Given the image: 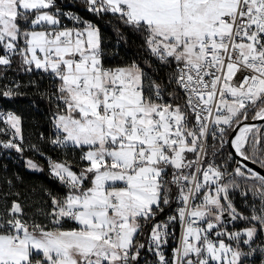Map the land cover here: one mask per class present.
I'll return each instance as SVG.
<instances>
[{"label":"snow or ice","instance_id":"6c2138e0","mask_svg":"<svg viewBox=\"0 0 264 264\" xmlns=\"http://www.w3.org/2000/svg\"><path fill=\"white\" fill-rule=\"evenodd\" d=\"M14 65L49 86L9 77ZM28 86L51 129L27 147L66 191L45 189L44 222L4 195L0 264H141L142 253L151 264H264V128L254 123L264 122V0H78L67 10L0 0V101ZM0 122L11 132L0 146L23 154V117L0 108ZM41 142L78 159H53ZM25 166L45 170L32 158ZM177 222L169 257L166 229Z\"/></svg>","mask_w":264,"mask_h":264},{"label":"trees","instance_id":"16d2710c","mask_svg":"<svg viewBox=\"0 0 264 264\" xmlns=\"http://www.w3.org/2000/svg\"><path fill=\"white\" fill-rule=\"evenodd\" d=\"M101 30L106 38V42L115 43L114 29L117 27L115 21L111 16H105L103 20L99 21ZM129 40L133 41L130 45L132 51L136 50V45L139 43L134 36H129ZM115 51V49H109V52ZM132 52H129L125 56L124 49H120L119 56L127 59L131 57ZM9 77L20 81L22 84H27L30 79L36 80L39 89H43L49 86V81L44 78L41 79L36 73L31 75L15 72V65L13 71L8 73ZM21 91L26 95L23 97H18L12 102L0 101L2 107H8L17 112V114L23 117L22 133L24 137L25 144L30 145L38 142V137L41 132L45 133L47 136L49 133V123H48V105L44 100L40 99L36 87L28 86L22 87ZM33 101H35L36 106H33ZM264 128V122L257 125ZM8 133H0V141H5L8 138ZM211 144V142H209ZM43 149L46 153L51 156L58 158L75 157V153L59 154V152L51 151L47 148L46 143L41 142ZM228 147L225 145L224 154ZM27 158H32L39 162L42 167H44L43 172H36L29 170L25 166V161ZM232 168L235 167V161H229ZM4 165H7L5 168ZM79 170V166L76 168ZM19 177V178H18ZM11 181V184L8 182ZM45 189L50 190L54 195H63L66 191L58 183L51 180L48 176L46 170V165L42 157L34 154L31 150H25L23 154L15 152L13 149H4L0 146V203L3 201L5 194H10L8 203L11 200H18L24 209L27 210V216L35 218L39 222H44L42 213L46 212L49 206V197L45 194ZM16 193H19L17 196ZM240 201L239 198L236 202ZM239 223V222H237ZM72 224H70L71 226ZM70 226H63L64 228H70ZM229 229H233V225H228Z\"/></svg>","mask_w":264,"mask_h":264},{"label":"built area","instance_id":"2783aa9c","mask_svg":"<svg viewBox=\"0 0 264 264\" xmlns=\"http://www.w3.org/2000/svg\"><path fill=\"white\" fill-rule=\"evenodd\" d=\"M78 2V0H58V3L65 9L67 10L69 8V6H73V5H76ZM73 11L75 12H78L81 16H83L84 18L86 19H94V17H92V14L89 13V12H86L84 11V9L82 7H79V8H75L73 7L72 9ZM63 23L65 25H67L68 27H72L73 26V21L69 20L67 17H65L63 19ZM47 79V78H46ZM48 80V79H47ZM49 81V80H48ZM0 108H6V109H10L8 107H2L0 105ZM13 110V109H11ZM14 111V110H13ZM16 112V111H14ZM17 113V112H16ZM51 129V125L49 124V130ZM49 135V133H48ZM11 137L8 136V138L5 140V142ZM209 142H211V140H209ZM23 144H24V147H25V150H31L30 148H28L27 144H25V141H23ZM47 145V148L51 151H55V152H59V154H64V153H71L72 155L74 154L73 152L71 151H66V150H62V149H56V150H53V146H51L50 144H46ZM227 146V145H226ZM32 151V150H31ZM47 155L51 156L49 153H47ZM63 156V155H62ZM78 156H79V152H75V157H70V159L68 160H76L78 159ZM53 159H57V160H60V159H63V158H58V157H54V156H51ZM45 162V161H44ZM45 165H46V162H45ZM46 170H47V165H46ZM48 172V171H47ZM180 205L176 204L175 202H173L170 206V210H169V207L168 206H165V211L159 215L158 217V221H166L167 218L171 215H174L175 212H176V208L179 207ZM68 222H71V221H68ZM166 231L169 233V235L167 236V241L168 243L165 244L163 247H164V251L166 253V255H168L169 257L171 256V253H172V249L176 246L177 242L180 240L181 238V232H182V229H181V226L180 224L177 222V223H172V224H169ZM138 240H141L142 241V237H138L137 238ZM142 255L145 257L144 259L141 260V264H151V261L154 260V257H152L150 254H146V253H142Z\"/></svg>","mask_w":264,"mask_h":264},{"label":"rangeland","instance_id":"374dc122","mask_svg":"<svg viewBox=\"0 0 264 264\" xmlns=\"http://www.w3.org/2000/svg\"><path fill=\"white\" fill-rule=\"evenodd\" d=\"M4 127H7L6 125H4L2 122H0V128H4ZM8 135L10 136L11 135V132H9L8 133ZM76 170V169H75ZM78 171V170H77ZM62 196V195H61ZM240 200V199H239ZM237 203V205L238 206H242V201L240 200V201H237L236 202ZM50 209H51V200H50V198H49V206H48V209L46 210V211H50ZM24 212L26 213V215H28L27 213V210L26 209H24ZM70 224H72L71 226H70ZM63 226H70V228L71 227H76V225L73 223V222H65L64 223V225ZM230 230V229H229ZM233 230V229H232Z\"/></svg>","mask_w":264,"mask_h":264},{"label":"water","instance_id":"95a60500","mask_svg":"<svg viewBox=\"0 0 264 264\" xmlns=\"http://www.w3.org/2000/svg\"><path fill=\"white\" fill-rule=\"evenodd\" d=\"M254 123H256L257 125H259L260 123H262L261 121L257 120V121H254ZM228 147V146H227ZM236 164V162H235ZM250 167H252L253 165L249 164Z\"/></svg>","mask_w":264,"mask_h":264}]
</instances>
